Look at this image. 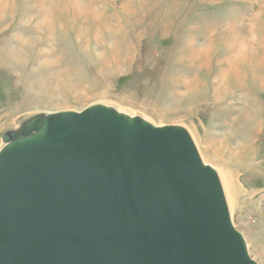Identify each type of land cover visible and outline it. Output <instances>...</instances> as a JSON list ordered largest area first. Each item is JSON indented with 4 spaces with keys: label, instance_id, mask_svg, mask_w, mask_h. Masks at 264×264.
Segmentation results:
<instances>
[{
    "label": "rangeland",
    "instance_id": "1",
    "mask_svg": "<svg viewBox=\"0 0 264 264\" xmlns=\"http://www.w3.org/2000/svg\"><path fill=\"white\" fill-rule=\"evenodd\" d=\"M93 105L184 128L264 264V0H0V146L33 114Z\"/></svg>",
    "mask_w": 264,
    "mask_h": 264
},
{
    "label": "water",
    "instance_id": "2",
    "mask_svg": "<svg viewBox=\"0 0 264 264\" xmlns=\"http://www.w3.org/2000/svg\"><path fill=\"white\" fill-rule=\"evenodd\" d=\"M3 143L0 264H258L182 127L93 105Z\"/></svg>",
    "mask_w": 264,
    "mask_h": 264
},
{
    "label": "bare ground",
    "instance_id": "3",
    "mask_svg": "<svg viewBox=\"0 0 264 264\" xmlns=\"http://www.w3.org/2000/svg\"><path fill=\"white\" fill-rule=\"evenodd\" d=\"M242 49H244V46H243V48L241 47V50H239V54L238 55H236L235 57H233V59L232 58H228L227 59V63L229 64V66L232 68H234V64H236V61L238 60H240L239 62H243V61H247V56H246V54L244 53V51H242ZM235 54V52H231L230 54ZM231 57V56H230ZM227 76H228V72L227 71H222V75L220 76V78H222V80H225L226 78H227ZM42 88H44V87H42ZM65 112H72V111H65ZM120 112V111H119ZM120 113H122V112H120ZM124 114V113H123ZM35 115H37V114H35ZM34 114L33 115H31V116H29L28 118H31V117H33V116H35ZM47 115V114H46ZM131 117H134V116H131ZM26 120V119H25ZM23 122V121H22ZM22 122L19 124V126L17 127V128H14V129H12L13 131H16V130H18L19 129V127L21 126V124H22ZM152 124V123H151ZM155 126V125H154ZM157 127H159V126H157ZM164 127V126H163ZM9 131H11V130H9ZM4 147V143H3V145H2V147L0 146V150H2V148ZM201 156V155H200ZM201 159H202V157H201ZM203 160V162L206 164V165H208L206 162H205V160L204 159H202ZM208 166H210V165H208ZM210 167H212V166H210ZM216 172H217V175H218V177H219V179H220V182H221V184H222V187H223V191H224V194H225V197H226V200H227V204H228V208H229V212H230V216H232V211H231V205H230V201H229V195H228V188H229V185H230V181H229V176H228V174H227V172L222 168V167H212ZM263 211H264V206H263ZM231 219H232V217H231ZM232 221H233V224H234V220L232 219ZM245 238V237H244ZM246 240V239H245ZM246 243H247V240H246ZM247 248H248V251H249V247H248V243H247Z\"/></svg>",
    "mask_w": 264,
    "mask_h": 264
}]
</instances>
